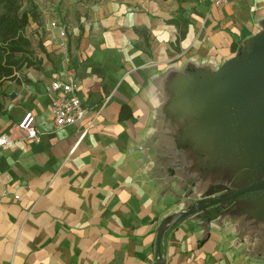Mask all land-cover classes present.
Returning <instances> with one entry per match:
<instances>
[{
    "label": "crops",
    "instance_id": "obj_1",
    "mask_svg": "<svg viewBox=\"0 0 264 264\" xmlns=\"http://www.w3.org/2000/svg\"><path fill=\"white\" fill-rule=\"evenodd\" d=\"M31 2L40 62L0 86V264H157L164 217L264 177V0ZM67 74L85 113L56 129ZM216 207L165 228V264H264V188Z\"/></svg>",
    "mask_w": 264,
    "mask_h": 264
},
{
    "label": "trees",
    "instance_id": "obj_2",
    "mask_svg": "<svg viewBox=\"0 0 264 264\" xmlns=\"http://www.w3.org/2000/svg\"><path fill=\"white\" fill-rule=\"evenodd\" d=\"M35 6L23 7L22 0H0V86L5 80L15 79L25 66H38L31 40L25 28L36 20ZM39 47L42 49L41 44ZM157 260V256H156Z\"/></svg>",
    "mask_w": 264,
    "mask_h": 264
},
{
    "label": "built area",
    "instance_id": "obj_3",
    "mask_svg": "<svg viewBox=\"0 0 264 264\" xmlns=\"http://www.w3.org/2000/svg\"><path fill=\"white\" fill-rule=\"evenodd\" d=\"M213 4H220L226 0H209ZM64 34V31L61 32ZM50 90L53 93L51 101L53 123L56 129L70 125L80 120L85 113L79 97V83L75 76L56 75L51 83ZM17 127L24 132L25 136L35 142L41 140V133L35 126V117L32 112L26 111L17 121ZM12 139L5 133L0 134V147L9 146ZM17 198V195H15Z\"/></svg>",
    "mask_w": 264,
    "mask_h": 264
},
{
    "label": "water",
    "instance_id": "obj_4",
    "mask_svg": "<svg viewBox=\"0 0 264 264\" xmlns=\"http://www.w3.org/2000/svg\"><path fill=\"white\" fill-rule=\"evenodd\" d=\"M14 95L15 93H10V97H13ZM258 188H264V177L253 181L239 189L227 192L222 195L218 193V190L208 191L203 196L196 199L188 209L164 217L157 228L155 237L157 264H165L164 260L162 259V252L160 246L163 232L168 225L173 224L174 222L191 214H203L209 216L211 214V209L216 210V206L219 203L235 199Z\"/></svg>",
    "mask_w": 264,
    "mask_h": 264
},
{
    "label": "rangeland",
    "instance_id": "obj_5",
    "mask_svg": "<svg viewBox=\"0 0 264 264\" xmlns=\"http://www.w3.org/2000/svg\"><path fill=\"white\" fill-rule=\"evenodd\" d=\"M23 2V7H28L32 3L31 0H22Z\"/></svg>",
    "mask_w": 264,
    "mask_h": 264
}]
</instances>
